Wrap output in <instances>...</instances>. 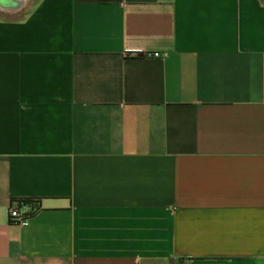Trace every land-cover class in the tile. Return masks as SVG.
<instances>
[{"label": "crops", "instance_id": "obj_1", "mask_svg": "<svg viewBox=\"0 0 264 264\" xmlns=\"http://www.w3.org/2000/svg\"><path fill=\"white\" fill-rule=\"evenodd\" d=\"M0 264H264V0L0 18Z\"/></svg>", "mask_w": 264, "mask_h": 264}, {"label": "built area", "instance_id": "obj_2", "mask_svg": "<svg viewBox=\"0 0 264 264\" xmlns=\"http://www.w3.org/2000/svg\"><path fill=\"white\" fill-rule=\"evenodd\" d=\"M152 57H160L159 53L148 54ZM38 206L33 205L32 203H27L25 201H20L14 203L9 209L8 220L11 224H21L25 223L34 217L38 212Z\"/></svg>", "mask_w": 264, "mask_h": 264}, {"label": "rangeland", "instance_id": "obj_3", "mask_svg": "<svg viewBox=\"0 0 264 264\" xmlns=\"http://www.w3.org/2000/svg\"><path fill=\"white\" fill-rule=\"evenodd\" d=\"M31 2H33V0H25L23 7H21L19 10H15V11L7 10V9L0 7V18H13V17H16L18 15H21L29 7Z\"/></svg>", "mask_w": 264, "mask_h": 264}, {"label": "bare ground", "instance_id": "obj_4", "mask_svg": "<svg viewBox=\"0 0 264 264\" xmlns=\"http://www.w3.org/2000/svg\"><path fill=\"white\" fill-rule=\"evenodd\" d=\"M25 0H0V6L7 10H19L23 7ZM11 12V11H10Z\"/></svg>", "mask_w": 264, "mask_h": 264}]
</instances>
